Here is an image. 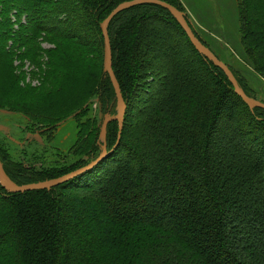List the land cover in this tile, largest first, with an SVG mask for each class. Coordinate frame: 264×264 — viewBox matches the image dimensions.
Wrapping results in <instances>:
<instances>
[{
  "label": "trees",
  "instance_id": "obj_1",
  "mask_svg": "<svg viewBox=\"0 0 264 264\" xmlns=\"http://www.w3.org/2000/svg\"><path fill=\"white\" fill-rule=\"evenodd\" d=\"M123 1L0 0L7 55L12 49L16 62L39 65L45 51L37 43L46 40L92 79L87 95L71 106L67 96L75 76L82 77L77 71L71 83L64 69L60 75L50 69L40 86L24 89L4 67L10 92L0 94V112L23 120L18 139V129H0L6 177L16 185L43 181L106 153L50 188L15 192L0 183V264H264V108L237 95L168 9L141 3L107 25L125 104L117 141L118 102L100 23ZM163 1L184 12L196 38L217 56L180 0ZM236 7L243 60L264 79V0H236ZM154 20L159 30L148 26ZM152 40L168 49L167 74L145 62ZM224 55L217 57L242 91L264 102L229 60L237 53ZM68 119L74 140L66 149L51 146Z\"/></svg>",
  "mask_w": 264,
  "mask_h": 264
},
{
  "label": "rangeland",
  "instance_id": "obj_2",
  "mask_svg": "<svg viewBox=\"0 0 264 264\" xmlns=\"http://www.w3.org/2000/svg\"><path fill=\"white\" fill-rule=\"evenodd\" d=\"M180 4L185 9L186 13L190 17V20L196 26L197 30L203 34V39L205 40V42L217 54L218 57L223 60L225 58L224 54H228V51L229 53H237L236 56L230 55L231 58L229 60L237 68L239 66L238 73L243 74L246 77L248 85L251 86L256 95H259L264 99V79H260L258 75L253 71L252 67L248 66L247 63L243 60L236 0H180ZM6 5H4V8H6ZM26 20L27 18L24 16H22V18L20 19L22 23H25ZM10 21H15L14 17L10 18ZM152 25L158 27L155 20L154 22L150 21V24H148L149 27H151ZM11 28L14 34L20 27L14 22ZM41 35L43 36L44 33H41ZM157 35L158 34L156 33V35H154L153 37H158ZM12 41V39H8L7 41H5V43L8 42L7 45H9L10 42L12 43ZM155 41L156 40L148 42V50H150L151 54L150 57L145 58V62L148 63L152 60L155 61L154 64L156 66V70L158 72L165 73V62L167 61L169 56L168 49L160 48L158 46V43H155ZM37 44L38 47H40L41 50H44L48 55L47 56L45 52L42 53L41 63L39 65L35 63L31 64L29 61H26V59L25 61H20L19 63L16 62L17 59L15 54H13L12 49L10 57V55H7L8 53L4 51L5 46L2 47V43H0V94L8 96L10 92H7L6 86L2 80L3 69L6 66V69L13 77L17 75L20 76L21 82L19 85L23 86L24 89H27L28 86H30L31 88L33 86H40L45 79H48L47 73L50 69L57 72V74L59 75L64 69L65 73H63V76L66 78L67 82L70 81L71 83L74 74L77 71L80 75H82V77L78 75L75 76V82L73 81L72 83L74 85L72 86L73 91L67 96V100L72 106L81 98L85 97L87 95V87L89 84H91L92 79L90 78L88 81L83 79V67L81 70H78L74 63H70L65 59L63 60L56 51L52 50V44L48 43L46 40L40 39V43ZM183 56L185 55L183 54ZM47 58L48 63H46ZM236 62L238 63V66ZM15 63L17 64V66ZM93 107H95V104ZM18 124H20V126H23V120L18 114L0 112V129L2 131L14 133V131L18 129ZM75 132L76 128L74 122L71 119H68L58 129L55 139L53 143H51V146L66 149L74 140ZM20 134L21 133L18 129L16 137L17 139L19 138ZM18 143L25 144V142L20 141H18ZM20 147H23V145H20ZM26 147L29 152H31L34 148V146L29 143L25 144V150ZM143 156H146V154H143ZM71 202L72 201H70L69 204H72ZM79 239L80 237L75 238L73 242L78 241Z\"/></svg>",
  "mask_w": 264,
  "mask_h": 264
},
{
  "label": "water",
  "instance_id": "obj_3",
  "mask_svg": "<svg viewBox=\"0 0 264 264\" xmlns=\"http://www.w3.org/2000/svg\"><path fill=\"white\" fill-rule=\"evenodd\" d=\"M141 3H154L157 5H160L166 9H168L174 16L175 20L178 22V24L182 27L186 35L188 36L190 42L198 51L199 53L205 55L207 58L211 59L218 67L222 69V71L225 73L227 76L229 82L231 83L232 87L234 88L235 92L237 95H239L250 107L257 106L264 108V102L254 99L252 97H248L242 89L239 87L233 73L230 71L229 67L223 63L218 57L210 50L208 49L205 45L199 42V40L196 38L194 35L188 21L186 20L184 16V12L176 8L175 6L169 4L166 1L163 0H127L119 3L116 7H114L110 13L105 17V19L100 23V28L103 33V52H104V60H105V65L107 66V72L110 77V81L113 85L117 102H118V113L115 116L119 120V129H118V136H117V141L120 137V132L122 129V123H123V117H124V109H125V104L124 100L122 97V93L118 84V81L114 75V72L112 70L111 66V47H110V39L108 36V31H107V25L110 22L111 18L116 15L118 12L122 11L123 9H126L128 7L141 4ZM107 120H105L106 123ZM117 143V142H116ZM106 155L105 152H102L96 159L92 160L90 163L72 170L66 174L60 175L58 177L50 178L47 180L43 181H38V182H33V183H28L24 185H16L12 181H10L3 170L1 161H0V183L5 186L8 190L10 191H26V190H35V189H43V188H50L53 186H56L62 182H65L66 180L78 175L81 172H84L90 168H92L94 165H96L104 156Z\"/></svg>",
  "mask_w": 264,
  "mask_h": 264
}]
</instances>
